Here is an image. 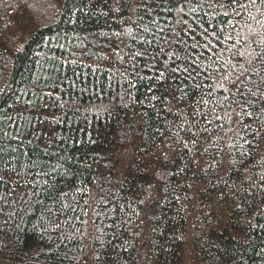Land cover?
I'll return each mask as SVG.
<instances>
[{"label": "trees", "instance_id": "16d2710c", "mask_svg": "<svg viewBox=\"0 0 264 264\" xmlns=\"http://www.w3.org/2000/svg\"><path fill=\"white\" fill-rule=\"evenodd\" d=\"M0 264H264V0H0Z\"/></svg>", "mask_w": 264, "mask_h": 264}]
</instances>
